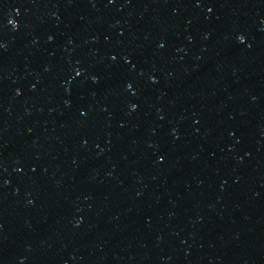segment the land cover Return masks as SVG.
<instances>
[{"label": "water", "instance_id": "95a60500", "mask_svg": "<svg viewBox=\"0 0 264 264\" xmlns=\"http://www.w3.org/2000/svg\"><path fill=\"white\" fill-rule=\"evenodd\" d=\"M0 45V264H264V0H0Z\"/></svg>", "mask_w": 264, "mask_h": 264}, {"label": "snow or ice", "instance_id": "6c2138e0", "mask_svg": "<svg viewBox=\"0 0 264 264\" xmlns=\"http://www.w3.org/2000/svg\"><path fill=\"white\" fill-rule=\"evenodd\" d=\"M110 2H111V0H110ZM9 23H11V22H9ZM238 39H240V38L238 37ZM240 42L243 43V40H241ZM0 47H2V45H0ZM113 59H115V57H113ZM76 75H80V73L77 72Z\"/></svg>", "mask_w": 264, "mask_h": 264}]
</instances>
